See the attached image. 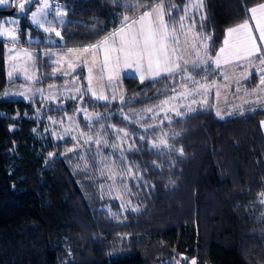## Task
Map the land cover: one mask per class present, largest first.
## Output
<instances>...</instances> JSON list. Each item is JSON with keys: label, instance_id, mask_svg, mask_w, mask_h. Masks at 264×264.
Listing matches in <instances>:
<instances>
[{"label": "trees", "instance_id": "1", "mask_svg": "<svg viewBox=\"0 0 264 264\" xmlns=\"http://www.w3.org/2000/svg\"><path fill=\"white\" fill-rule=\"evenodd\" d=\"M191 1L173 0L181 9ZM57 2L66 13L59 38L63 47L94 45L120 28L124 15L135 18L148 10L133 11L129 4L135 0ZM263 2L203 0L205 19L193 15L195 30L211 37L212 56L224 31ZM26 15L15 46L48 49L50 44L23 40L24 28L40 33ZM173 15L176 20L184 12ZM3 44L0 95L9 84ZM217 70L211 66L187 75L204 82ZM184 74L143 81L122 77L120 96L110 102L86 94L55 103L0 96V264H168L173 259L190 264L193 258L197 264H264V138L259 130L264 108L244 106L219 116L207 101L191 113L167 114V121L151 117L162 100L187 85ZM257 79L251 74L247 87ZM66 116L95 138L111 128L129 135L132 147L124 151L125 163L132 175L130 199L138 210L121 214V222L114 223L104 211L107 206L117 210V203L107 191L94 143L53 135L50 120ZM157 135L165 137L167 148L150 147Z\"/></svg>", "mask_w": 264, "mask_h": 264}, {"label": "rangeland", "instance_id": "2", "mask_svg": "<svg viewBox=\"0 0 264 264\" xmlns=\"http://www.w3.org/2000/svg\"><path fill=\"white\" fill-rule=\"evenodd\" d=\"M21 2H24V0H14V16L0 15V32H4L5 30L12 32L17 40L20 34V22L25 13H27V23L31 28L38 30L40 33H31L28 28H24L23 40L28 43H37L40 41L43 44L50 45H48V49L41 48L32 50L15 46L14 43L16 40L13 41L7 34L0 35V41L4 43L5 80L9 82L0 95L2 99L20 100L24 102L39 100L41 102L55 103L58 99L64 100L65 98L86 94L92 100L110 102L120 96L119 82L122 77H131L141 81L139 74H134L132 69L123 66L113 72L112 65H109L108 70L102 71L103 52L100 50L96 52L95 63H93V55L91 52L85 53L79 58L78 54H69L67 49H81L82 47H63L59 42L60 37L56 36L55 32H44L42 28H38L31 22L32 12H36L42 6L41 0H32L31 4L26 3L25 7L26 9H30L29 11L20 10L19 4ZM196 2L197 0L191 1L193 4ZM47 3L49 7L45 9V27L51 26L60 32L64 23V16H58L57 11L63 12V10L57 1L53 3L52 0H47ZM8 5L9 0H6L5 3L0 4V8ZM192 13L198 19L203 15L202 9L198 12L195 8H190L188 15L191 17ZM175 21H179V18ZM190 24V22L185 21L186 28ZM176 26L177 28L179 27L178 24ZM38 36H42L43 39ZM47 36L49 37L47 38ZM180 40L183 43V35L180 36ZM257 45L259 46V44ZM259 47L264 52V47L261 42ZM201 55H203V51H201ZM186 59L190 61L189 67L191 66V61L195 59V56H187ZM85 60L88 61L87 64L84 63ZM68 63H73L75 71L68 68ZM211 66L213 68L215 67L214 64ZM46 67L48 68V73L43 72V69ZM89 67L93 68L91 90L89 89L88 81ZM261 68L263 66L259 64L256 57H252L249 60L232 59L225 68L218 69L216 75L209 80H205L204 82L195 81L198 82L195 83L193 79H187V85L180 86L171 97L169 96L162 100L156 110L150 112V115L151 117L162 116L163 120L167 121V114H176V111L184 114L191 113L193 111H189V107L198 110L203 108L207 101L211 102V106L216 112H225L222 116H229L231 110H235L236 112L242 111L244 106L261 104L264 108V86L260 85V78L264 75V72L261 71ZM64 72L68 74L64 75ZM253 73L257 74L258 79L253 88H248L247 82H249L250 75ZM110 75L112 79H109ZM163 75L167 74L162 73L160 76ZM186 76L187 74H184L183 78ZM225 76L228 77L227 80L224 79ZM56 78H59V80L54 81ZM154 78H145L144 80ZM204 79L205 77H203ZM48 80L53 82L48 83ZM201 84L208 86L207 93H204V90L200 88ZM78 89L79 91H77ZM196 89H199V92L195 91ZM93 91L96 93V96H93ZM188 92H191V95H188ZM100 95L107 96L108 99H97L96 97ZM193 99L196 101L194 104L192 103ZM262 122L264 120L259 122V130L264 138V123ZM49 124L53 127L52 133L55 138H70L74 142H77V140L93 142L94 146L97 147V156L101 164V171L107 179V191L117 203V210H113L107 206L104 208V211L107 213V217L114 223L121 222L122 217L120 215L132 211L135 208L130 199L131 191L129 180L132 175L126 166L124 153L125 150H129L132 147L129 135L125 136V131L111 128L110 131L95 138L79 131L75 120L67 116L61 118L56 123L50 120ZM161 139L166 140L163 135H157L153 139H150V147L155 150L167 148L168 146L165 147L164 145L158 148L153 147V144H159ZM97 140L107 141V146L104 143L98 145L96 143ZM112 145H115V147ZM104 148H107L108 151H103ZM262 200L264 201V196Z\"/></svg>", "mask_w": 264, "mask_h": 264}, {"label": "snow or ice", "instance_id": "3", "mask_svg": "<svg viewBox=\"0 0 264 264\" xmlns=\"http://www.w3.org/2000/svg\"><path fill=\"white\" fill-rule=\"evenodd\" d=\"M5 2L6 0H0V4ZM41 2L42 6L36 12H32L31 22L38 28H42L44 32H55L56 36L63 39L61 33L56 31L55 28L51 26L45 27V9L49 5L47 0H41ZM26 3L31 4L32 0H24V2H21L19 4L21 11L30 10L26 9ZM146 6L148 10L143 11L136 18H130L128 15H124L122 17L121 27L110 32L97 44L89 45L81 49H67V52L69 54H78V58L85 53L91 52L93 55V63H95L96 52L100 50L103 52L102 71L108 70L109 65H112L113 72L123 66L132 69L134 74H139L141 81L145 78L159 77L162 73L172 76L177 72L187 74L195 69L206 72L212 64L215 65L216 69H219L222 63L227 64L232 59L249 60L252 57H256L259 64L264 66V52L257 45L256 37L253 34L249 20L246 19L235 27L226 29L223 46L215 53V58L213 59L209 51L208 43L211 37L204 35L203 32H196L197 20L188 15L190 8H195L199 12L203 8V0H197L195 4L189 3L182 9L173 0H157L152 5H146L144 0H135L134 4H129V7L133 11ZM173 11H183L184 15L180 16L179 21H175ZM249 11L251 12V20L255 22L256 31L259 33V39L264 42V4L253 7ZM57 15L64 16L66 13L57 11ZM204 19V16L200 17L201 21ZM186 20H191V24L187 28L185 27ZM177 24L179 25L178 28L176 26ZM204 27V24L200 23V28L203 29ZM5 34L9 35L13 41L16 40V36L12 32H8L7 30L0 32V35ZM181 35L184 36L183 43L180 40ZM201 51H203V55H201ZM192 55L195 56V59L191 61L190 69L188 67L190 61L186 57ZM84 63L87 64L88 61L85 60ZM67 66L72 71H75L73 63H68ZM261 71L264 72V68H261ZM88 72L89 89L91 90L93 68L89 67ZM63 74L67 75L68 73L64 72ZM185 78L188 80L193 79L190 75H187ZM109 79H112L111 75ZM224 79L227 80L228 77L225 76ZM260 85L264 86V75L260 78ZM200 88L204 90V93H207V85L201 84ZM195 91L199 92V89ZM92 94L96 96L94 91ZM188 95H191V92H188ZM96 98L102 100L108 99L104 95L97 96ZM192 103L194 104L196 101L193 99ZM188 110L194 111L195 109L189 107ZM176 115H182V113L176 111ZM217 115H220V113L217 112ZM124 134L125 136L128 135L126 132ZM96 143L98 145L104 143L107 146V141L97 140ZM161 145L167 147V141L161 139L160 143H154L153 147L158 148ZM112 146L115 147V145ZM178 151L180 155L184 154L182 148L178 149ZM128 171L130 173L131 169L129 168ZM137 210L136 208L132 209V211ZM182 259L185 261L188 260L187 257H182ZM168 264H181V260L173 259ZM190 264H197V261L193 258L190 260Z\"/></svg>", "mask_w": 264, "mask_h": 264}, {"label": "crops", "instance_id": "4", "mask_svg": "<svg viewBox=\"0 0 264 264\" xmlns=\"http://www.w3.org/2000/svg\"><path fill=\"white\" fill-rule=\"evenodd\" d=\"M193 1V0H192ZM191 3V2H190ZM261 4H264V2L263 3H261ZM258 5H260V4H258ZM258 5H256V6H254V7H257ZM251 8H253V7H251ZM250 8V9H251ZM250 9H248L247 10V20H249V23H250V25L252 26V31H253V34H254V36L256 37V40H258L259 39V33L256 31V28H255V22L254 21H252L251 20V12L249 11ZM139 16V15H138ZM138 16H136V17H138ZM135 17V18H136ZM189 17H190V15H189ZM191 17H193V13H192V16ZM187 22H190L191 23V20H186ZM236 26V25H235ZM235 26H233V27H235ZM225 37H226V30L224 31V35H223V38H222V41H221V44H220V46L218 47V49L216 50V52H218L219 51V49H220V47H222L223 46V42H224V40H225ZM257 42V44H259V46H260V42L263 44V47H264V42H262V41H260V40H258V41H256ZM97 44V43H96ZM83 48V47H82ZM215 52V53H216ZM215 53H214V55L212 56L213 57V59L215 58ZM235 60V59H234ZM229 63H227V64H223L222 63V65H221V67L219 68V69H221V68H225V66L226 65H228ZM215 68V67H214ZM263 68H264V66H263ZM160 77V76H159ZM158 78V77H157ZM154 79H156V78H154ZM150 80H153V79H150Z\"/></svg>", "mask_w": 264, "mask_h": 264}, {"label": "water", "instance_id": "5", "mask_svg": "<svg viewBox=\"0 0 264 264\" xmlns=\"http://www.w3.org/2000/svg\"><path fill=\"white\" fill-rule=\"evenodd\" d=\"M10 7L8 10H0V14H5V15H9L11 13H13L14 8H15V3L14 0H10Z\"/></svg>", "mask_w": 264, "mask_h": 264}, {"label": "built area", "instance_id": "6", "mask_svg": "<svg viewBox=\"0 0 264 264\" xmlns=\"http://www.w3.org/2000/svg\"><path fill=\"white\" fill-rule=\"evenodd\" d=\"M57 0H52L53 3H56Z\"/></svg>", "mask_w": 264, "mask_h": 264}]
</instances>
